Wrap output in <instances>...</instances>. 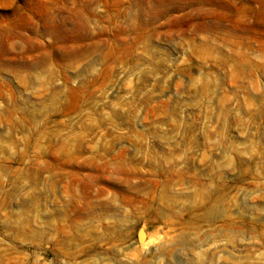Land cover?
Listing matches in <instances>:
<instances>
[{"label": "rangeland", "instance_id": "1", "mask_svg": "<svg viewBox=\"0 0 264 264\" xmlns=\"http://www.w3.org/2000/svg\"><path fill=\"white\" fill-rule=\"evenodd\" d=\"M0 264H264V0H0Z\"/></svg>", "mask_w": 264, "mask_h": 264}]
</instances>
